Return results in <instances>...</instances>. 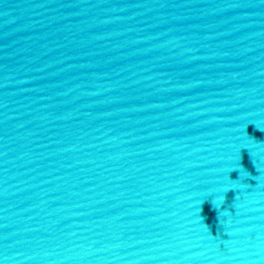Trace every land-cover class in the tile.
<instances>
[{"label":"water","instance_id":"obj_1","mask_svg":"<svg viewBox=\"0 0 264 264\" xmlns=\"http://www.w3.org/2000/svg\"><path fill=\"white\" fill-rule=\"evenodd\" d=\"M0 264H264V200L128 226L0 236Z\"/></svg>","mask_w":264,"mask_h":264}]
</instances>
